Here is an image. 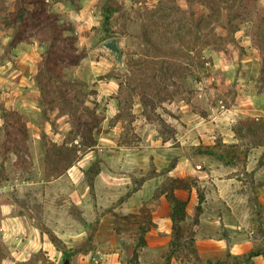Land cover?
Returning a JSON list of instances; mask_svg holds the SVG:
<instances>
[{
	"label": "rangeland",
	"instance_id": "1",
	"mask_svg": "<svg viewBox=\"0 0 264 264\" xmlns=\"http://www.w3.org/2000/svg\"><path fill=\"white\" fill-rule=\"evenodd\" d=\"M25 1L0 0V202L52 254L21 264H264V0H37L13 28Z\"/></svg>",
	"mask_w": 264,
	"mask_h": 264
},
{
	"label": "crops",
	"instance_id": "2",
	"mask_svg": "<svg viewBox=\"0 0 264 264\" xmlns=\"http://www.w3.org/2000/svg\"><path fill=\"white\" fill-rule=\"evenodd\" d=\"M10 185L4 184L1 188H10ZM16 209L17 205L12 200L0 202V241L7 251L1 257L0 264H21L41 249L50 258L51 248L39 225L34 218L30 220L25 213Z\"/></svg>",
	"mask_w": 264,
	"mask_h": 264
},
{
	"label": "trees",
	"instance_id": "3",
	"mask_svg": "<svg viewBox=\"0 0 264 264\" xmlns=\"http://www.w3.org/2000/svg\"><path fill=\"white\" fill-rule=\"evenodd\" d=\"M20 1V0H19ZM24 1V0H21ZM37 0H27L24 2L23 5H18L17 6V10H18V15L14 17V19L16 20V22L12 25V27L14 28H18L22 23L26 22V15L30 14L32 15L33 19H37V20H41V17H38V12H33L29 9L28 6H26L27 4H34ZM18 2V0H17ZM213 8V7H212ZM210 15V14H209ZM44 20V18H43ZM48 51L47 50V56H45L46 58L49 59H53L54 57H51L50 55H48ZM66 58V56L64 57ZM44 59V57H43ZM50 68H52L50 66ZM95 144V142H91V145ZM211 152V151H209ZM226 158V157H225ZM227 162L229 161V159H225ZM170 198V202H171V218L172 221L174 223L173 225V229H175L176 231H179L181 228L180 223H178L180 220H182L185 217V206L187 204V202L185 200H181L179 198H177L174 194H170L169 196ZM50 239L51 241L55 244V246H58V239L57 237H55L54 235H50ZM68 256V255H67Z\"/></svg>",
	"mask_w": 264,
	"mask_h": 264
},
{
	"label": "water",
	"instance_id": "4",
	"mask_svg": "<svg viewBox=\"0 0 264 264\" xmlns=\"http://www.w3.org/2000/svg\"><path fill=\"white\" fill-rule=\"evenodd\" d=\"M100 46L107 52L114 55L116 59L121 61L122 59V49H121V39L118 36H111L104 39ZM60 264H71V259L69 256H65Z\"/></svg>",
	"mask_w": 264,
	"mask_h": 264
}]
</instances>
